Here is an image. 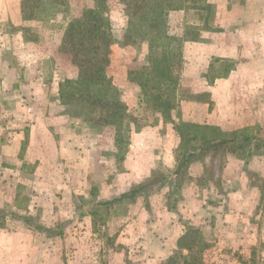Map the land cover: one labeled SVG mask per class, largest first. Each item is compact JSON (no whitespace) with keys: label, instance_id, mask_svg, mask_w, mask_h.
Returning a JSON list of instances; mask_svg holds the SVG:
<instances>
[{"label":"crops","instance_id":"0c3cea01","mask_svg":"<svg viewBox=\"0 0 264 264\" xmlns=\"http://www.w3.org/2000/svg\"><path fill=\"white\" fill-rule=\"evenodd\" d=\"M250 1L254 5L264 3V0ZM181 2L182 6L168 11L167 29L169 34L182 37L186 25L200 28L199 30L202 31L201 28L205 26L202 7L194 1H192L193 3L189 0H182ZM230 3L234 4L232 9L230 8L231 11H241V17L238 15L235 18L229 17L230 13L220 17L218 10L216 18L214 17L212 20L214 25H217V30H204L203 39L199 35L197 40L183 41V63L177 91L180 88L191 93L207 92L208 98H178L176 108L171 111V118L174 122L181 119L198 124H209L218 126L223 132H228L252 125L254 122H259L262 119L260 117H263L262 115L259 116L257 109L259 103L256 102V93L264 89V18H243L245 1L234 0ZM217 5L218 7L221 6L220 4ZM112 7L113 5L108 4L106 12L113 38L107 74L119 90L120 99L126 106L127 115L138 116L136 112L138 103L136 104V102H142L140 86L128 78V65L122 67V63H120L118 69L113 68L114 63L118 60L115 61L114 57H111V51L113 52L114 48L119 50L118 53H121L123 58L122 62L125 63V58L128 59L127 62L132 58L133 46L124 43L126 15H123V10L120 8L118 11L122 12V18H116L114 14L117 11V6H115L114 11H112ZM78 15L74 14V16ZM68 18L64 22H58L56 26L58 28L56 48L60 44ZM11 22L14 27L18 25L17 20L12 19ZM19 23L22 27L29 28L37 21L26 19ZM211 25L209 23L210 27ZM39 38L42 39V37ZM4 39L10 42V47L12 46V51H14L13 54H16L14 60L17 63L10 61L6 68L0 67V75L3 73L22 74L24 83L20 81V87L25 88L28 101L25 105L28 106V111L24 114V117H27L25 121H29L28 125L25 123L27 128L25 130L19 129L17 133L19 138L16 136L10 138L9 149L6 145L0 146V171L6 170L13 173V178L10 180L12 186L21 183L33 189L32 185L41 182L39 180L29 182L26 178V181H19L18 173L28 177L31 173L36 175L39 169H43L51 163L55 164V168L59 166L63 171H70L73 164L77 172L75 180L67 179L66 182L62 183V186L69 187L68 191H70L71 197V193L74 192L76 196L84 195L85 199H89L84 193V189L79 186V179L85 177H88L89 180L88 188L90 190L93 188L96 191V194L90 196V198L92 197L90 201L109 199L140 183L149 182L145 188L148 190H144L137 198L136 206H139L138 209L142 210L145 217L154 216V227L160 226L162 228L161 219L167 215L170 217V238L168 237L167 240L170 246L165 248L167 251H172L175 247L177 238L183 233L184 225L182 223L184 222L199 228L206 240H209L207 239L209 234L216 236L217 240L214 238L213 240L216 244L223 243L220 245L221 247L230 245L243 251L241 247L254 245L260 240V231L257 227L254 228L250 220L254 214V205L258 204L261 194L256 186H251L249 189L251 190V205L249 212H246L247 208L244 207L243 203L245 201L244 193H248V190L246 184L242 186V183L245 181V175H247V173L245 174V167L248 165L256 173H264V153L254 152L246 158L242 152H219L215 156L207 154L193 159L186 168L185 174L189 180L187 179L188 182L181 187L179 206L177 205V208L171 211L167 207V198L175 184V176L172 173L177 166L176 150L179 136L173 128V123L164 121L160 111L156 109L155 120L147 122L141 127H132L128 133L127 138H125L127 139V147L124 153L122 152V155L119 156V168L114 170L113 166L108 170L110 173L108 175L113 176L112 179L108 177L106 179L110 195L101 196L103 188L93 183L95 182L94 175L84 174V172L89 171L87 161L90 159L92 150L91 135L82 131L83 121L80 117L74 113H67V104L62 102L58 95L60 81L75 78L77 72H73L64 63L61 67L57 65L54 68L49 67L53 63L51 55L45 52H37L36 49L41 46L37 45V48H33L30 39L24 38L19 29H16L14 35L0 36L1 47L4 45ZM45 41L46 39L41 43L43 44ZM57 56L63 57L61 53L56 51L55 57ZM214 60L226 62V65L232 64V67L228 71L223 67L220 73H223L224 76L216 77L210 82L212 76L216 74L212 69V61ZM196 63L198 64L196 65ZM220 106L222 108L218 111ZM242 107H244L243 112ZM248 118L252 120H248ZM22 120L15 119L18 122ZM24 140L26 141L25 149L20 155L17 151ZM115 141L116 138L113 136L114 144ZM18 142L20 146L16 145ZM115 146L111 149V154L115 156L114 153L116 152L118 156V148L115 151ZM96 152H100V150L95 149L93 153ZM105 161L109 162V159L106 158ZM30 164L33 168L30 169L31 173H28L26 168ZM91 168L94 171L95 168ZM209 168L211 169V177L206 174V170ZM246 170H249L248 167ZM159 171H162L160 172L161 176H167L170 182L167 181L162 184V181L147 180L154 177L153 172L157 174ZM223 180L225 184L230 185L226 194L230 199L228 204L231 205L232 202L238 201L242 205L230 206L219 212L218 206L221 202V196H218L217 200L213 198L215 200L213 206H207L206 203L209 193L215 191V195L221 194L218 187ZM250 185L247 186L250 187ZM149 190L154 193L153 198H155V203L151 205L150 195L148 196ZM64 193L67 195L66 191ZM226 196L222 200L225 203L227 201ZM177 211L182 212L185 221L183 220L182 223L177 224L176 228L172 229V221L174 217L178 216ZM85 216L90 219L92 228V217L87 212H85ZM225 221L228 222L225 223ZM223 232L226 236L229 235V238L221 241ZM262 232L264 233V228ZM158 233L160 234V231L156 230L153 236H157ZM11 235L13 239V236H17V232L12 230ZM209 237L211 239V236ZM156 242L160 252H162V239L158 238Z\"/></svg>","mask_w":264,"mask_h":264},{"label":"rangeland","instance_id":"374dc122","mask_svg":"<svg viewBox=\"0 0 264 264\" xmlns=\"http://www.w3.org/2000/svg\"><path fill=\"white\" fill-rule=\"evenodd\" d=\"M21 1L22 0H0V36L7 37L14 35L16 29H19L22 31L24 38L30 39L33 48H37V45L41 46L36 49L37 52H45L51 55L53 63L50 64L49 67L54 68L56 65L61 67L63 65L62 63H64V65L71 68L73 72H77L75 65L71 62L70 55L59 49L60 44L56 48V39L58 36V28L56 26L58 22H64L68 17V19H70L75 13L80 15L82 12L91 9L94 5V1L66 0L65 2L64 0L63 3V0H55L54 2L51 0H39L38 2L36 0H30V4L27 5V7L30 8H33V4L38 3L37 9L42 8L44 2L48 4L52 2V4L50 10L45 11V19H28L37 21V23L29 28L22 27L19 23L27 19L21 10ZM60 1L62 3H60ZM244 1L245 12L243 18H264V5H262L264 3L254 5L250 0ZM189 2L193 3L192 1ZM194 2L199 4L203 9L205 26L201 28V31L199 30L200 28L197 29V27L186 25V30H194L202 39L205 35L204 30L209 31L218 29L217 25H214V21L211 22V27L209 26L210 22H206L208 14L213 16V20L214 17L216 18L218 10L220 17H223L224 14L227 13H230L229 17L235 18L237 15L241 17V11H231V7L234 4L230 2H234V0H198ZM48 4L45 5L49 6ZM107 4L113 5L112 11H114L115 6H117V11L114 14L116 18H122V12L118 11L120 8H122L123 15L125 16L124 5L119 0H107ZM217 4L221 6L218 7ZM47 14L49 15L47 16ZM12 19L18 21L17 26L14 27L11 22ZM39 37H42V39ZM45 39L46 41L42 44L41 41ZM12 50L13 48L12 46L10 47V42L4 39L3 47L0 45L1 68H6L10 61L11 63H17V61L14 60L16 54L14 55V51ZM56 51L61 53L63 57H55ZM118 52L119 50H116V48H114L113 52L111 51V57L113 56L115 61L116 59L118 60L114 63L113 68L118 69L119 64L122 63V67L128 65L129 72L131 69L141 65L146 48L141 49L140 53H136L135 48L132 47V58L128 62V59L125 58V63L122 62V55ZM212 62V69L216 73L223 70L226 64V62H220L219 60H214ZM197 64L198 63H196V65ZM22 76V74L18 73H3L0 75V146L6 145L8 149L10 138L14 136L19 138L17 135L19 129L25 130L29 122L25 121L27 117H24L25 112L28 111V106H25L28 101L25 88L20 87V81L24 83V81H22ZM177 92L178 98H208L207 92L191 93L190 91L181 90L180 88ZM62 102H66L68 114L74 113L78 117L80 116V110H78L80 105L79 108L77 106L80 103L76 104L73 101ZM256 102L259 103L257 106L259 116L262 115L263 117H260L262 119L259 122H254L252 125L248 126L252 128V136H254L257 141H260L264 140V89L256 93ZM136 104L138 116L132 113L130 116L127 115L128 117L124 118L118 128L109 120L82 122V131L90 134L92 141L91 155L90 159L87 161L89 171L84 172V174L94 175L95 182H92L95 183L96 186H102L103 188L101 196L105 197L110 195L108 192L109 185H107L106 179L107 177L112 179L113 176L108 175L110 174L108 170L113 166L114 170L119 168V156L122 155V152L124 153L127 147V139L125 138H127L132 127H141L145 123L155 120L156 109L146 105L144 102H136ZM221 108L220 106L218 111ZM243 111L244 107H242V112ZM84 114L85 116H89L90 112H84ZM15 119L23 120L18 122L15 121ZM250 119L251 118H248V120ZM25 123L27 125H25ZM24 132L27 133V131ZM113 136L116 138V146L113 143ZM18 144L19 142L16 145L20 146ZM114 146L115 151L116 148H118V156L116 152L114 153L115 156L111 154V149ZM95 149L100 150V152L93 153ZM248 151L250 155L254 152L264 153V147L256 149L253 144L249 145L243 152L246 158L250 156L246 155ZM21 152L20 147L17 153L21 155ZM106 158L109 159L110 163L105 161ZM71 166L70 171H63L59 166L55 168V164L51 163L46 166L47 168L44 167L43 169H39L37 174L34 175L30 172V169L33 168L30 164V166L26 168V172L31 173L29 177L22 173H18L17 176L19 177V181H26V179H28L29 182L35 180L41 181L36 185H32L34 187L33 189L21 183L12 186L10 180L13 178V173L6 170L0 171V264H157L172 253V251H167L165 249L170 246L168 243L169 241H167L168 237L170 238V217L167 215L161 219L160 224L163 225L162 228L160 226L154 227L155 219L153 212V217H145L142 210L138 209L139 206H136L137 203L134 205L136 206L135 209H132L130 214L122 218L121 222H123V225L121 228H118L119 225L113 224L112 221L107 222L103 226L96 224L91 228L90 219L85 216V212L89 211L92 207L90 201L92 197L90 198V196L93 195L91 194L90 188H88V177L79 179V186L81 189H84V193H86L89 199H85L84 195L76 196L74 192L71 193V197L70 191H68L69 187L62 186V183L66 182L67 179L75 180L77 176L73 164ZM91 167L95 168L94 171H92ZM247 167L249 169L248 171L246 170ZM247 167H245V174L247 173V175H245V181L242 183V186L246 184L248 193L244 191L245 201L243 205L247 208L246 212H249L251 205V190L249 189H251V186H256L261 194V198L258 204L254 205V214L250 221L254 225V228L257 227L260 231V240L254 245H249L245 248L241 247L243 251H240L230 245H228V247H221L220 245L223 243L216 244L213 238L217 240V237L212 234H209L211 239L208 236L207 239L209 240H206L200 231L207 245L202 252L204 264H264V233L262 232L264 228V173H256V171L250 169V165ZM160 172L162 171H159L157 174L153 172L154 177L147 180H160L161 182V178H164L162 184L167 181L170 182V179H168L167 176H161ZM206 174L208 177H211L210 168L206 170ZM187 179L185 174L183 181H181V185L178 188L174 186L171 188L172 193L171 196L167 198L169 199L167 202H169V204L174 203L175 209L181 198V187L184 183L188 182L189 179ZM82 183H85V185L81 186ZM221 184L218 187L219 189L217 188L220 190L221 194L215 195V191L209 193L206 205L213 206L215 200L219 198L218 196H221V202L218 206L220 208L219 212H222L230 206L237 207V205H242L239 204L238 201L236 203L232 202L231 205H229L228 201L230 199H228L226 194L230 189V185L228 183L225 184L224 180ZM247 185H250V187ZM146 190L148 189H145V191ZM65 191L67 195L64 193ZM152 191L149 190L148 194V196L150 195L149 198H151L150 205L155 203V198H153L154 193ZM208 191L210 192V189ZM225 196L227 200L226 203L222 201ZM213 198H215V200H213ZM177 214L178 216L174 217L172 221V229L176 228L177 224L179 225L185 219L182 212L179 213L177 211ZM227 222L228 221H225V223ZM182 224L184 226L187 225L185 222ZM12 230L17 232V236H13V239L11 235ZM156 230L158 232L160 231V234L158 233L157 236L154 237L153 235ZM155 238L162 239V252H160L161 250H159V245ZM228 238L229 235L226 236L224 233L221 241L227 240Z\"/></svg>","mask_w":264,"mask_h":264},{"label":"trees","instance_id":"16d2710c","mask_svg":"<svg viewBox=\"0 0 264 264\" xmlns=\"http://www.w3.org/2000/svg\"><path fill=\"white\" fill-rule=\"evenodd\" d=\"M93 1L94 5L91 9L68 20L62 34L59 49L70 55L77 74L73 79L60 81L58 95L62 101L80 103L77 106L79 108L80 105L78 110H80L79 117L82 121L109 120L118 128L127 117V112L125 104L120 99L119 90L107 74L110 46L113 40L110 21L106 15L108 4L107 0ZM119 1L124 5L127 18L124 43L132 45L136 53L146 48L141 65L131 69L128 72V78L140 86L142 102L158 109L164 121L173 123V128L179 136L176 150L177 166L172 173L175 176L174 187L178 188L181 185L188 164L197 157L206 154L214 156L219 152L242 151L243 153L251 144L256 149L264 147V140L257 141L251 134L250 126L223 132L214 125L198 124L181 119L176 122L172 120L171 111L178 104L177 87L183 63V41L197 40L199 35L194 30L186 29L182 37L168 32V11L182 6V2L180 3L182 0ZM29 2L31 1H21L24 16L27 19H45V11L50 10L52 2L50 4L44 2L43 7L39 9H37L39 3L33 4V8L27 7ZM207 16L206 22L211 23L213 16L211 14ZM224 67L228 71L232 64H225ZM221 76L224 74L217 72L210 82ZM82 111L90 112L89 116H85ZM25 144L24 140L21 154ZM246 155H250L249 151ZM163 180L164 178H161V181ZM148 185L149 183H140L112 198L91 201L92 207L87 213L92 217L93 225L103 226L112 221L121 228L122 218L135 209L137 198ZM91 194H96L93 188ZM167 207L173 210L175 204L167 202ZM206 246L200 230L187 224L184 226L183 233L177 238L172 253L157 264H204L202 252Z\"/></svg>","mask_w":264,"mask_h":264}]
</instances>
